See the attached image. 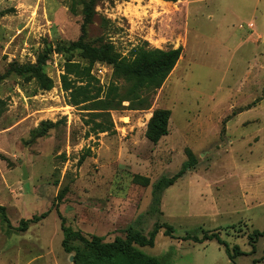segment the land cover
Masks as SVG:
<instances>
[{"label": "rangeland", "instance_id": "1", "mask_svg": "<svg viewBox=\"0 0 264 264\" xmlns=\"http://www.w3.org/2000/svg\"><path fill=\"white\" fill-rule=\"evenodd\" d=\"M193 1L98 3L87 42L104 38L122 56L144 42L183 51L148 109L130 110L125 101L93 117L72 106L61 85L68 58L88 62L79 51H58L79 39L82 7L72 13V0H0V206L12 225L0 216V264H74L62 247L55 200L66 225L109 242L140 216L147 235L155 224L171 225L172 236L162 228L155 245L142 249L165 264H264V236L250 238L264 231V0ZM47 51L52 90L8 72ZM92 72L105 90L125 87L108 64L95 62ZM157 109L171 117L168 135L154 144L146 130ZM97 122L108 131L95 132ZM186 162L193 166L165 190L161 214H149L152 187L134 177L152 184ZM49 210L26 231L16 229ZM204 232L241 253L231 259L216 240L183 239Z\"/></svg>", "mask_w": 264, "mask_h": 264}, {"label": "trees", "instance_id": "2", "mask_svg": "<svg viewBox=\"0 0 264 264\" xmlns=\"http://www.w3.org/2000/svg\"><path fill=\"white\" fill-rule=\"evenodd\" d=\"M101 0H72L70 10L76 13L77 7H82V25L79 39L68 46H59L58 51L70 53L79 51L88 62L83 65L68 58L64 65V73L61 75V85L67 93L69 103L72 106L81 107L88 111L93 117H100L109 114L112 110L123 107V102H129L130 110H144L151 105L150 95L160 89L172 71L176 68L182 55V47L159 49L151 48L148 43L134 46L129 56H122L116 51L115 46L110 41L101 38L97 43L91 44L86 41L87 29L97 15L96 7ZM127 1V0H126ZM167 2H177L178 0H164ZM109 23V20L103 18ZM50 52L40 54L36 64L18 65L12 63L8 72H13L27 80H35L39 88L43 91H50L54 87V81L44 72V66L48 60ZM95 62H101L112 66L113 75L118 80L125 82V87L112 83L105 90L99 85V80L92 73ZM4 101L0 99V115L3 111ZM171 112L168 109H157L150 118L146 137L154 144L168 135V124ZM95 132H106L108 127L102 122H97L93 128ZM45 132H41L40 136ZM89 153V152H87ZM85 157L81 158V161ZM192 162H186L181 171L174 176H163L156 182L143 176H135L134 181L143 186L152 187V200L148 210L151 215L161 214L160 204L162 196L167 188L184 174ZM61 195L57 196V200ZM55 200L53 209H56L61 220V230L63 233L62 247L68 254L73 253L74 264H165L155 256L147 255L143 252L144 247H153L157 234L165 228L164 235L172 236L173 227L167 223L155 224L152 231L147 235L141 229L144 223L143 216H140L125 229V237L117 236L113 241H106L104 236L85 235L81 230H76L66 225L63 217L56 207ZM51 211L41 215H34L31 219H22L18 231H26L31 223H38L45 219ZM0 216L7 224L12 225L6 215V209L0 206ZM264 236V231L256 230L251 235V240ZM184 240H193L195 243L216 240L219 244L226 246V252L231 259L241 252L238 247L231 253L228 244L224 242L217 233L204 232L201 237L198 235H186Z\"/></svg>", "mask_w": 264, "mask_h": 264}, {"label": "crops", "instance_id": "3", "mask_svg": "<svg viewBox=\"0 0 264 264\" xmlns=\"http://www.w3.org/2000/svg\"><path fill=\"white\" fill-rule=\"evenodd\" d=\"M189 1H191V2H195V1H193V0H189ZM167 2V1H166ZM168 3H173V2H168ZM257 5H258V1H256L255 2V10L257 9L256 7H257ZM250 24H252L253 26H254V23H252V22H250V23H248V28H251L250 27ZM242 27V26H241ZM240 39V41H241V38H239ZM250 111H252V110H249V112ZM241 115V114H240Z\"/></svg>", "mask_w": 264, "mask_h": 264}, {"label": "water", "instance_id": "4", "mask_svg": "<svg viewBox=\"0 0 264 264\" xmlns=\"http://www.w3.org/2000/svg\"><path fill=\"white\" fill-rule=\"evenodd\" d=\"M28 174H27V171L26 169L24 168L23 169V179L27 178ZM71 260H73V256L70 257Z\"/></svg>", "mask_w": 264, "mask_h": 264}, {"label": "bare ground", "instance_id": "5", "mask_svg": "<svg viewBox=\"0 0 264 264\" xmlns=\"http://www.w3.org/2000/svg\"><path fill=\"white\" fill-rule=\"evenodd\" d=\"M157 2H160V3H165L164 0H156Z\"/></svg>", "mask_w": 264, "mask_h": 264}, {"label": "built area", "instance_id": "6", "mask_svg": "<svg viewBox=\"0 0 264 264\" xmlns=\"http://www.w3.org/2000/svg\"><path fill=\"white\" fill-rule=\"evenodd\" d=\"M250 27H252V24H250ZM92 73H94V72H92ZM99 73H102L101 69H99Z\"/></svg>", "mask_w": 264, "mask_h": 264}]
</instances>
